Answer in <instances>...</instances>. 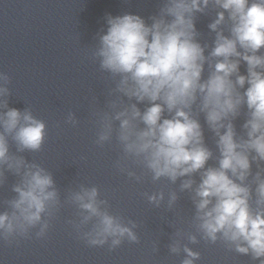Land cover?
<instances>
[{
  "label": "clouds",
  "instance_id": "clouds-1",
  "mask_svg": "<svg viewBox=\"0 0 264 264\" xmlns=\"http://www.w3.org/2000/svg\"><path fill=\"white\" fill-rule=\"evenodd\" d=\"M210 6L217 10L208 24L211 45L200 42L195 26L197 13L206 15ZM105 19L107 30L97 33L90 59L114 81L108 95L115 98L107 101L110 110L92 112L95 145L103 148L115 136L122 155L114 167L138 183L149 173L153 182L180 181L179 192L189 194L195 210V232L178 228L168 245L171 254L184 253L180 264L201 258L188 246L200 240L222 242L264 264V0H163L147 20L131 13ZM10 84V75L0 72V187L6 172L18 177L15 195L3 200L0 241L47 237L61 208L70 205L77 219L67 223L87 246L108 245L111 252L125 240L140 243L139 224L113 213L97 186L79 184L61 201L52 172L17 154L41 151L47 125L30 106L9 107ZM201 114L215 151L205 142ZM241 116L238 133L234 121ZM64 123L77 127L80 121L69 111ZM144 195L156 208L165 201L163 190ZM179 198L169 190L167 209Z\"/></svg>",
  "mask_w": 264,
  "mask_h": 264
}]
</instances>
